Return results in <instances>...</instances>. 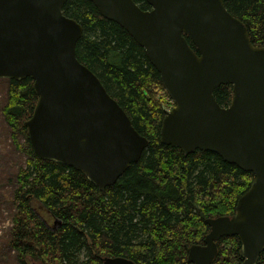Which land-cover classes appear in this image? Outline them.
I'll return each mask as SVG.
<instances>
[{
    "label": "water",
    "instance_id": "1",
    "mask_svg": "<svg viewBox=\"0 0 264 264\" xmlns=\"http://www.w3.org/2000/svg\"><path fill=\"white\" fill-rule=\"evenodd\" d=\"M66 1L0 0V78L33 79L38 99L24 124L34 151L81 170L102 189L141 157L149 138L79 59L84 28L63 11ZM92 1L144 46L175 100L161 141L185 153L215 151L254 174L232 214L207 218L205 243L189 246L188 257L208 264L216 240L237 234L242 264H255L264 250V44L253 43L224 0H147L149 8L136 0ZM222 83L233 85L228 104L214 94ZM102 264L138 263L106 255Z\"/></svg>",
    "mask_w": 264,
    "mask_h": 264
},
{
    "label": "trees",
    "instance_id": "2",
    "mask_svg": "<svg viewBox=\"0 0 264 264\" xmlns=\"http://www.w3.org/2000/svg\"><path fill=\"white\" fill-rule=\"evenodd\" d=\"M136 1L151 7L147 0ZM224 2L245 22L253 43L263 45L264 0ZM63 11L83 25L76 45L79 59L97 73L149 145L115 183L101 189L81 170L34 151L24 124L38 99L33 79L6 78L8 97L2 111L27 157L14 176L11 205L16 209L5 243L17 251L20 264L36 257L48 264H102L106 255H124L138 264H179L187 259L188 247L208 232V217L235 211L254 174L215 151L185 153L163 143L165 108L173 104L144 46L102 15L92 0H67ZM233 93L232 83L214 90L221 104H228ZM19 133L26 136L22 143ZM40 206L61 220L60 225L47 223ZM222 239L217 258L230 262L219 264H238V236ZM256 264H264V250Z\"/></svg>",
    "mask_w": 264,
    "mask_h": 264
},
{
    "label": "rangeland",
    "instance_id": "3",
    "mask_svg": "<svg viewBox=\"0 0 264 264\" xmlns=\"http://www.w3.org/2000/svg\"><path fill=\"white\" fill-rule=\"evenodd\" d=\"M161 93L166 95L164 91ZM7 97V80L6 78H0V264H20L17 251L7 247L5 240L13 224L11 218L15 212L14 206L11 205L13 200L12 186L15 181L14 176L17 169L25 163L27 154L17 146L13 138V128L9 125L3 114L2 105L6 102ZM18 135L22 143L26 136L22 133ZM40 212L42 216L48 219V223L53 226L55 223L54 218L50 216L49 211L44 206H40ZM44 260L38 257H36V260L35 258H29L27 264H39L40 262L48 264V261Z\"/></svg>",
    "mask_w": 264,
    "mask_h": 264
},
{
    "label": "flooded vegetation",
    "instance_id": "4",
    "mask_svg": "<svg viewBox=\"0 0 264 264\" xmlns=\"http://www.w3.org/2000/svg\"><path fill=\"white\" fill-rule=\"evenodd\" d=\"M170 95V94H169ZM171 97V96H170ZM171 99H172V104L173 105H169V107H166L165 108V110L167 111V110H170V109H172L174 106H175V100L171 97ZM14 209H16V206H14ZM51 214V213H50ZM232 214V213H231ZM51 217H53L54 218V225H53V227L54 228H56L57 226H59L60 225V223H61V220H59L57 217H55L54 216V214H51L50 215ZM210 217H212V216H210ZM214 217V216H213ZM47 221V220H46ZM47 223H48V221H47ZM208 232H209V230H208ZM207 232V233H208ZM206 233V234H207ZM229 235H237V234H223V235H221L217 240H216V242H217V246H218V252L216 253V255L213 257V259L208 263V264H219L220 263V261L222 260V259H218L217 258V255H218V253H219V250H220V241H223V239H222V237H227V236H229ZM206 236V235H205ZM205 236L203 237V240L202 241H200V242H195V243H192V244H204L205 242H204V238H205ZM238 236V235H237ZM238 238H239V236H238ZM239 240H240V238H239ZM240 243H241V240H240ZM191 244V245H192ZM190 245V246H191ZM189 248V247H188ZM240 248H241V245H240ZM240 248H239V254H240ZM261 254V253H260ZM188 256V255H187ZM260 257V256H259ZM104 258V257H103ZM244 257L240 254V257H239V260H238V264H242L243 262H244ZM259 259V258H258ZM222 261H224V262H230V258H225V259H223ZM216 262H218V263H216ZM257 262H258V260H257ZM256 262V263H257ZM255 263V264H256ZM39 264H44V263H42V262H40ZM179 264H197L196 263V261L194 260V259H190L189 257H187V259H183L182 261H181V263L179 262Z\"/></svg>",
    "mask_w": 264,
    "mask_h": 264
}]
</instances>
